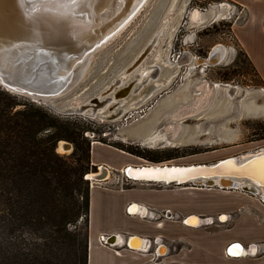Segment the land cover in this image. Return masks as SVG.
I'll use <instances>...</instances> for the list:
<instances>
[{
    "label": "rangeland",
    "instance_id": "374dc122",
    "mask_svg": "<svg viewBox=\"0 0 264 264\" xmlns=\"http://www.w3.org/2000/svg\"><path fill=\"white\" fill-rule=\"evenodd\" d=\"M224 1L187 0L184 4V0H146L126 27L94 52L93 58L90 57L81 68L83 76L74 87L53 101V104L61 107L86 103L96 97L115 79L123 76L120 74L151 42L164 21L170 20L151 51L122 80L119 87L130 84L132 90L137 89L139 81L147 74L146 67L154 64L159 68L155 81L148 78L147 83L140 86L135 94L130 93L115 117H109L110 112L106 108L103 111L104 115H109L107 119L84 115L63 116L47 105L32 102L14 93L8 92V95L15 98L18 104L16 109H22L23 104L41 108L59 123L68 122L76 132L82 131L89 146L90 166L93 142L130 155L132 158L129 163L135 166L166 163L209 165L227 157H238L241 160L253 152H263L264 92L260 80L234 43L231 22L225 18L230 8L220 5ZM208 4L211 5L207 7ZM205 7L206 11L201 12ZM215 45L223 46L225 52L218 65L194 68L190 62L180 67L172 64L179 52L184 51V54L188 51L190 57L205 58ZM153 74L155 72H151V76ZM231 88H235L232 97L228 96ZM62 142L66 143V147L69 145L71 150L60 152L59 143ZM73 149L70 142L60 141L56 151L68 156ZM95 154L123 161L107 147L95 148ZM91 173L97 175V168L90 169L88 174ZM131 183L140 182H129L121 172H111L107 181L100 184L128 188ZM171 185L164 188L171 189ZM202 191L206 196L201 194L197 198L200 205L212 203L221 206L228 202L234 203L235 200L238 204L252 205L253 208L256 204H263L260 198L252 195L249 198L248 193L242 195L239 189L223 192L213 188ZM14 193L11 182L0 179V211L4 208V199L13 198ZM214 193L219 196H213ZM207 195H211V198ZM252 212L256 214L253 209ZM222 216L226 217V222L228 218L224 214H218L217 218ZM82 217L75 224L73 221V224L65 225V233L57 230L60 225L53 228L51 224L43 232L26 234L24 229L14 231L7 239L9 250L26 245L40 257L42 264H73V241L76 239L77 246L84 244L85 240L87 243V223ZM213 219L217 226H228V222L223 224ZM49 221L55 223L56 220L50 218ZM56 222L62 223L60 219ZM202 227L207 226L203 224ZM66 231L71 233L68 239ZM259 255H264V252H258Z\"/></svg>",
    "mask_w": 264,
    "mask_h": 264
},
{
    "label": "water",
    "instance_id": "95a60500",
    "mask_svg": "<svg viewBox=\"0 0 264 264\" xmlns=\"http://www.w3.org/2000/svg\"><path fill=\"white\" fill-rule=\"evenodd\" d=\"M48 3H52L50 9L53 7L54 10H47ZM131 5V0H46L44 3L40 0H0V87L6 92L14 93L32 102L47 105L63 116L84 115L89 118L107 119L109 115H104L102 107L105 100L113 98L114 102L107 106L106 111L110 112L109 117H115L122 110L123 100L128 96L126 88L118 91L120 87L115 84L118 79L86 103H72L59 107L53 104V101L67 94L70 87H74L85 59L89 55L92 57L117 30L118 27L113 26L115 23L111 24L113 29L98 24L99 13L113 9L117 13L130 11ZM117 19L119 16L112 22ZM155 37L156 34L121 74H128L141 62L140 58L147 52ZM217 46H213L209 51L208 60L199 59L196 62L194 59V64L218 65L223 59L221 53L217 58L211 55ZM186 52L185 55L188 54V51ZM182 56L174 66L184 65L182 63L184 56ZM150 67L157 75L158 66ZM155 74L151 76L152 79L156 77ZM231 93L233 88L229 91V94ZM103 97L106 99L104 100ZM68 147L70 151L71 147L69 145ZM238 159V157H229L209 165L163 167L160 169L164 172L158 176L160 180L129 176L127 174L129 167H126L122 173L129 182L166 183V185L188 183L193 187L203 188L212 187V179H214L217 181L215 186L219 189L237 188L243 193L258 195V190L264 188V152L253 154L245 160L241 159L240 162ZM225 165L227 166L224 170L222 167ZM108 171L106 167L99 166L97 175L89 180L95 183L105 182L109 178ZM260 198L264 202V198ZM116 237L118 236L108 237L106 243H113ZM132 239L129 237L126 242L128 249L140 251L130 245ZM234 246L238 245L229 247L227 253ZM153 254L162 256L156 251Z\"/></svg>",
    "mask_w": 264,
    "mask_h": 264
},
{
    "label": "crops",
    "instance_id": "0c3cea01",
    "mask_svg": "<svg viewBox=\"0 0 264 264\" xmlns=\"http://www.w3.org/2000/svg\"><path fill=\"white\" fill-rule=\"evenodd\" d=\"M220 5L230 8L227 19L235 14L238 6L243 8L244 20L231 24V35L264 92V0H225ZM105 147L123 161L96 156L95 148ZM90 153L91 165L104 166L110 174L135 165L129 163L130 155L109 146L91 145ZM102 185L89 188L87 264H264V255L257 256L258 245H264L262 201L263 204H256L254 208L251 204H238L236 200L221 206L200 205L197 198L203 194V188L171 185L170 189L164 188L166 185L142 182L131 183L128 188ZM131 206L137 207L135 214L128 213ZM218 214L227 216L226 228L216 224L202 227V217L217 218ZM191 217L199 220L197 226L185 223ZM113 235L118 236L115 243L106 246L98 243V238ZM129 237L139 240L140 244L143 242L140 251L127 248ZM153 241L157 245L153 246ZM232 245H238L241 254L227 253ZM154 249L162 256L153 262Z\"/></svg>",
    "mask_w": 264,
    "mask_h": 264
},
{
    "label": "trees",
    "instance_id": "16d2710c",
    "mask_svg": "<svg viewBox=\"0 0 264 264\" xmlns=\"http://www.w3.org/2000/svg\"><path fill=\"white\" fill-rule=\"evenodd\" d=\"M17 105L0 88V179L10 181L15 189L0 211V264H42L26 245L9 250L7 239L22 229L26 234L43 232L49 224L60 225L57 230L65 233V225L75 224L80 216L87 223L89 183L85 176L95 167L89 165V146L82 131L76 132L68 122L59 123L41 108L23 104L16 109ZM60 141L73 145L68 156L57 153ZM50 218L62 223L50 222ZM67 231L68 239L71 233ZM72 245L73 264H87L86 240L77 246L75 239Z\"/></svg>",
    "mask_w": 264,
    "mask_h": 264
},
{
    "label": "bare ground",
    "instance_id": "6f19581e",
    "mask_svg": "<svg viewBox=\"0 0 264 264\" xmlns=\"http://www.w3.org/2000/svg\"><path fill=\"white\" fill-rule=\"evenodd\" d=\"M131 2H132V5L130 6L131 8H130V11L128 10V11H125V12H122V11H120L119 13H117L114 9L113 10H108V11H106L105 13H99V15H98V20H97V22H98V24H101L103 27H105V28H108V27H111V24L112 23H115V24H113V26H117L118 28H117V30L113 33V35H112V37L110 38V39H112L115 35H117L119 32H121L125 27H126V25L131 21V19H133L134 17H135V15H136V13H137V11L139 10V8L141 7V6H143L144 5V3L146 2V0H131ZM187 2V0H184V4ZM49 4V3H48ZM52 4V3H51ZM51 4H49L48 5V8H47V10L48 11H52V10H54V8L52 7L51 9H50V6H51ZM183 7V6H182ZM58 11V10H57ZM101 12V11H100ZM116 12V13H115ZM115 13V14H114ZM201 13V12H200ZM119 16V19H117V20H114L113 22H112V20L113 19H115V18H117ZM178 21V19L177 20H175L174 21V23L175 22H177ZM171 21L170 20H166V21H164V23L161 25V29L159 30V31H157L156 32V37H155V39L153 40V43L150 45V47L148 48V50H147V52L140 58V60L142 61L145 57H146V55H147V53H149L150 51H151V48L153 47V44L159 39V36L163 33V30L165 29L164 27H166L167 25H169V23H170ZM112 26V27H113ZM173 27H174V25H172ZM111 27V28H112ZM113 29V28H112ZM75 34H76V32H75ZM163 45H165V44H163ZM221 49V50H220ZM220 50V51H219ZM221 53V58H223V56H224V47L223 46H221V45H218L217 46V49L216 50H214V52L213 53H211V55H213V56H216V58L219 56V54ZM183 55V54H182ZM184 55H185V53H184ZM183 55V56H184ZM191 55H189V54H187V56H184L183 58H182V63H184V64H188L189 62L192 64V66L194 67V68H197V67H203V66H206V65H199V66H196V64H194L195 63V61H194V59L196 60V62H198L199 61V59H203V60H208L209 59V55L207 56V57H205V58H201V57H190ZM91 57V55H89L86 59H85V62L83 63V66L82 67H80V69H79V75H78V78H77V81L83 76V73H82V71H81V68H83L87 63H88V61H89V59H91L90 58ZM194 61V62H193ZM141 62H139L138 64H136L135 65V67H137L139 64H140ZM172 64H177V63H172ZM154 65H156V64H154ZM151 66H153V65H151ZM135 67H133L132 69H131V71H129L128 72V74H120V75H123V76H120V78H117L118 80H117V82L115 83L118 87L122 84V80L125 78V77H128L129 76V74L132 72V70L135 68ZM150 67V66H149ZM146 67V69H145V71H147V74H146V76H144L143 77V79L141 80V81H139V86L137 87V89H135V90H132V88H131V85L130 84H127V85H122L121 87H120V89L118 90V91H122V89H127L126 91H127V94L129 95L130 93H135V92H137V90L140 88V86H142L143 84H146L147 83V79L148 78H150L151 80H153V81H155V77L152 79L151 78V72H152V68L150 67ZM148 75H150V76H148ZM137 75H135V77H136ZM157 76V75H156ZM138 79V78H137ZM76 81V82H77ZM136 81L134 80V83H135ZM161 86V85H160ZM155 87H157V86H155ZM229 89V88H228ZM228 89H226V94H228ZM116 93H118L117 91H115ZM139 92V91H138ZM235 93V88H233V93H231V94H229L228 96H230V97H232L233 96V94ZM149 94V93H148ZM105 95V94H104ZM111 97H113V96H111ZM104 98V97H103ZM106 98H104V100H105ZM105 103H104V105H103V110L105 109V108H108L107 106H109V105H111V103H113L114 102V99L112 98H109V100H105L104 101ZM102 110V109H101ZM102 110V111H103ZM101 112V111H100ZM113 117V116H112ZM106 118H108V117H106ZM92 145H98V143L97 142H93L92 143ZM59 149H60V152H66L69 148L68 147H66L65 146V144H64V142H62V143H59ZM264 152V151H263ZM263 152H260V153H263ZM256 153H259L258 151L257 152H253L252 154H250V155H248V156H246L245 158H247V157H249V156H251V155H253V154H256ZM227 158H229V157H227ZM245 158H242V160H245ZM226 159V158H225ZM221 160H223V159H221ZM221 160H219V161H221ZM239 160V162L240 161H242V160H240V159H238ZM218 162V161H217ZM236 164H237V162H236ZM198 165V164H197ZM188 166H196V165H192V164H190V165H177V164H170V163H166V164H150V165H145V166H143V165H139V166H135V165H131L130 167H129V169L127 170V174L129 175V176H133L134 178H139V177H144V178H147V179H158V176H159V174H162V172H164L163 170H161L160 168H163V167H188ZM226 166L227 165H225V166H223L222 167V169H224L225 170V168H226ZM99 167V166H98ZM127 167V166H126ZM125 167V168H126ZM141 167L143 168V169H141ZM263 167H264V165H263ZM125 168H123L122 169V172H123V170L125 169ZM128 168V167H127ZM102 171V170H101ZM102 173V172H101ZM108 174H109V171H108ZM87 178L88 179H91L92 177H94V176H96L95 174H87ZM158 180H160V178L158 179ZM143 183V182H142ZM149 184V183H148ZM153 184H161V183H153ZM165 185H166V183H164ZM170 184H172V185H174V183H170ZM212 187H210V188H203V187H194V188H203V189H213V188H215V189H217L216 188V186H215V184H217V181L216 180H214V179H212ZM169 185V184H168ZM180 186H184V187H193L192 185H187V183L186 184H182V185H180ZM247 187H249L248 185H246ZM219 189V188H218ZM198 190V189H197ZM221 191L223 190V191H232V190H238L237 188H226V189H220ZM262 191H264V188H261V189H259L258 190V195H255V194H253L252 196H256V197H258V198H260V197H263L264 198V194L262 193ZM249 195V194H248ZM251 195V194H250ZM261 199V198H260ZM138 211V209H137V207L136 206H132L131 208H130V211H129V213L130 214H135L136 212ZM218 222H220V223H223V222H225V220L224 221H221L220 219H218ZM185 223L187 224V225H191V226H197L198 225V219L196 218V217H191V218H189L188 220H185ZM116 238H118V237H116ZM141 241V240H140ZM115 243V242H114ZM117 243V242H116ZM130 245L134 248V249H140V248H142L140 245H142V243L140 244V242H139V240H137V239H132V240H130ZM239 245V244H238ZM144 249H146V246H145V248ZM143 249V250H144ZM158 254H159V252H158ZM229 254H231V255H239V254H241V249L239 248V246H234V247H232L231 248V250L229 251ZM245 254V253H244Z\"/></svg>",
    "mask_w": 264,
    "mask_h": 264
},
{
    "label": "built area",
    "instance_id": "2783aa9c",
    "mask_svg": "<svg viewBox=\"0 0 264 264\" xmlns=\"http://www.w3.org/2000/svg\"><path fill=\"white\" fill-rule=\"evenodd\" d=\"M210 5H211V4H208L207 7H209ZM207 7L202 8L200 11H201V12H205L206 9H207ZM229 20H230L231 24H235V23L242 22V21L244 20V10H243V8L240 7V6H238V8L235 9V14H234L232 17H230ZM183 52H184V51H183ZM183 52H179V53L176 55V57H175V61H174L173 63H177V62L179 61V59L181 58ZM121 174L123 175L122 172H121ZM123 176H124V175H123ZM124 178H125V177H124ZM85 179L88 181L90 187H92V185H96L95 182H93V181L87 179L86 176H85ZM125 180H127V179L125 178ZM127 181H128V180H127ZM213 221H214L213 218L211 219V218H206V217H205V218H202V219H201V224H202V225L204 224L205 226H210V225H213V224H214ZM107 238H108V237H107ZM107 238H103V237L98 238V243L101 244V245H104V246H106V245H111V244H107V243H106ZM154 244L157 245V242H156V241H155V242L153 241V246H154ZM151 246H152V244L149 242V243H148V247H151ZM157 247H158V246H157ZM127 248H128V247H127ZM257 251H258V252H261V253L264 252V245H258ZM157 259H158V256L153 255L152 261L154 262V260H157Z\"/></svg>",
    "mask_w": 264,
    "mask_h": 264
},
{
    "label": "flooded vegetation",
    "instance_id": "af4514ba",
    "mask_svg": "<svg viewBox=\"0 0 264 264\" xmlns=\"http://www.w3.org/2000/svg\"><path fill=\"white\" fill-rule=\"evenodd\" d=\"M184 56H187V55H184ZM195 57H197V56H195ZM174 185H175V184H174ZM187 185H191V184H188V183H187ZM245 194H246V193H245ZM249 196H250V195H249ZM260 201H261V200H260ZM225 218H226V217H223V216H222V217H220V220H221V221H224ZM215 219H216V221L218 222L217 218H215ZM198 223H199V220H198ZM154 251H155V249L153 250L152 253H154ZM153 255H154V254H153Z\"/></svg>",
    "mask_w": 264,
    "mask_h": 264
},
{
    "label": "snow or ice",
    "instance_id": "6c2138e0",
    "mask_svg": "<svg viewBox=\"0 0 264 264\" xmlns=\"http://www.w3.org/2000/svg\"><path fill=\"white\" fill-rule=\"evenodd\" d=\"M40 2H41V3H44V2H46V0H40Z\"/></svg>",
    "mask_w": 264,
    "mask_h": 264
}]
</instances>
